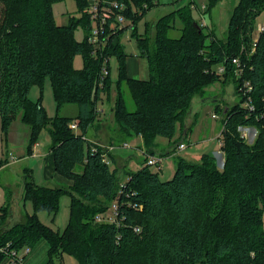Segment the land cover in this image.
Wrapping results in <instances>:
<instances>
[{
	"label": "trees",
	"instance_id": "1",
	"mask_svg": "<svg viewBox=\"0 0 264 264\" xmlns=\"http://www.w3.org/2000/svg\"><path fill=\"white\" fill-rule=\"evenodd\" d=\"M58 1L0 0L2 132L7 134L10 124L21 116L31 130L25 147L31 157L39 132L51 126L54 170L70 181L66 188L39 184L27 168L22 195L33 214L10 224L13 201L7 200L1 208L0 246L11 243V248L29 247L31 252L45 240L47 264L69 255L78 264H264V32L253 45L264 0H240L224 44L193 19V1L161 17L153 38L149 22L144 35L137 29L159 0H118L127 7L124 14L140 56L148 63V80L129 76L121 44L127 27L107 35L104 46H95L89 43L94 23L84 13L88 0H77L82 15L67 26L55 22L52 5ZM216 2L209 0V12ZM176 18L182 22L181 36L173 38L169 33L177 28ZM79 26L86 33L83 42L74 37ZM78 54L84 67L76 70ZM112 57L119 64L116 82L110 77ZM234 58L241 60V71ZM221 66L224 72L218 74ZM48 79L58 109L54 118L48 117L42 97L33 102L29 96L34 85L43 92ZM219 82L232 83L238 97L234 107L218 111L224 117L222 170L212 154L203 155L200 163L181 157L174 177L163 181L161 170H150L146 159L121 182L117 170L104 161L107 152L94 150L86 138L101 116L98 104L112 102L115 93L114 121L127 138L141 136L144 148L152 152L157 137L173 140L178 126L187 127L194 98ZM247 82L251 90L244 88ZM126 89L135 112L126 106ZM248 101L253 109L246 107ZM68 104L78 108L76 118L61 116ZM73 119L78 122L77 131L72 128ZM249 127L258 130L250 145L240 131ZM67 195L69 223L59 232L38 215L56 213L60 199ZM112 205L118 206L115 222L97 223L96 216ZM5 258L0 253V264Z\"/></svg>",
	"mask_w": 264,
	"mask_h": 264
},
{
	"label": "rangeland",
	"instance_id": "2",
	"mask_svg": "<svg viewBox=\"0 0 264 264\" xmlns=\"http://www.w3.org/2000/svg\"><path fill=\"white\" fill-rule=\"evenodd\" d=\"M192 2V17L197 22L202 23L205 27L206 32L214 34L215 38L224 44L228 39V26L231 20V15L234 9L239 5L240 0H216L217 6L208 11L209 0H159V5L147 12L146 16L138 24V34L144 35L146 31V22H149V34L154 38V26L160 20L161 17L166 16L178 7ZM55 22L58 26H67L71 19L80 18L82 13L78 8L77 0H60L52 5ZM90 18V17H89ZM128 22V21H127ZM131 22L126 23L127 29L121 34V44L124 46L128 61L134 59L136 68L134 69L133 77L148 80L150 78L149 66L146 60L140 56L139 49L137 48L136 39L133 37ZM264 24V11L259 15L255 24V30L260 25ZM176 29L172 30L169 34L171 37H180V28H182V22L176 18ZM86 33L84 29L79 26L75 30L74 37L77 41H85ZM110 77L113 82L118 80L119 64L115 57L110 59ZM75 69H82L83 56L81 54L76 55L74 60ZM47 83L44 86V91L41 92L38 86L31 88L29 96L30 99L35 102L42 97V103L47 111L48 117L54 118L58 114L57 104L52 93L51 82L46 80ZM126 106L129 112H135L136 106L134 105L130 92L125 90ZM115 93L112 95V102H101L99 103L100 117L97 118L93 126L87 133V140L90 141L98 140L96 144L92 146L102 149L104 151H111L113 147L116 152L123 151L124 157L126 158L125 167H120L125 163L118 164L117 160L110 163V153H106V157L109 160L111 169L117 170V175L121 182L127 180L126 173L136 172L142 167L143 162L155 156L156 158H162L160 165H152L150 170L153 172L159 171L160 177L163 181L170 180L174 176L177 167V161L179 158L189 156L192 163H200V159L203 155L212 154L217 160L219 168L222 170L225 160L223 154V160L220 159V155H216L215 152L221 151L219 146L218 137L222 136L223 129V116L219 113L220 110H224L228 107L232 108L238 102V97L232 83H216L213 86L206 89L204 94L196 96L192 102V112L188 116V125L186 128H177V135L173 140H169L166 137H157L155 141V147L152 152L144 148V140L141 136L136 135L133 138H127V135L123 133L120 126L114 121V116L111 112V106L114 103ZM111 103V104H110ZM104 111V112H102ZM219 111V112H218ZM78 108L74 105H65L61 111V116H69L71 118L77 117ZM105 113V115H103ZM216 116V117H215ZM78 122L72 120V125ZM105 124V125H104ZM8 129L7 134L2 132V125L0 120V207L12 198V210L13 215L10 224L19 223L27 213L33 214L31 204L27 203L24 205L22 195V177L27 168L32 169L35 177V181L39 184L47 185L49 187H60L66 188L70 185L69 180H65L59 176L53 166H51L50 159L47 157L45 160L44 155L48 152L52 146L53 139L50 136V127L42 129L37 138L39 143L38 154L35 156H23L25 147L29 141L31 134L30 127L24 124L21 120V116L18 117ZM77 131V130H74ZM243 137L247 143L252 144L258 136V130L255 127L241 128ZM182 133H186L187 136L182 139ZM111 140L114 142L111 143ZM178 142L185 144V149H177V155L175 157H169L168 152L173 151L174 147ZM126 143V144H125ZM7 144H14L16 147H12L11 153L15 158L8 153L6 147ZM119 146V147H118ZM175 151V150H174ZM116 152L112 154L116 156ZM44 153V154H43ZM119 155L121 153H118ZM118 155V156H119ZM217 156V157H216ZM8 160V163L5 161ZM126 173L122 171L125 170ZM54 171V172H53ZM80 172V170H78ZM54 174L53 177L51 175ZM70 196H63L60 199L59 210L50 214L47 211L39 213L38 217L42 223L54 228L59 232H63L69 223L70 215ZM113 205L109 211L100 213L96 216L97 223H110V220H114L115 214L113 213ZM101 216V221L97 220V217ZM47 242L41 240L40 243L31 248V253L26 255L24 264H47L48 251ZM63 264H78L75 257L69 255L64 257ZM9 259L5 258L2 264H9ZM56 264H59L57 261Z\"/></svg>",
	"mask_w": 264,
	"mask_h": 264
},
{
	"label": "built area",
	"instance_id": "3",
	"mask_svg": "<svg viewBox=\"0 0 264 264\" xmlns=\"http://www.w3.org/2000/svg\"><path fill=\"white\" fill-rule=\"evenodd\" d=\"M183 1V0H182ZM89 5L84 11V13L90 17V20L92 23H94V27L91 30L90 33V38H89V43H93L95 46L101 45L104 46L106 43V40L108 39L107 35H111L114 33H117L119 30H123L126 28V23L129 21L126 18V13L127 7L123 4L118 2V0H88ZM128 21V22H127ZM131 24V23H130ZM254 34V41L253 45L255 47L257 46V42L260 39V35L264 32V24H260ZM105 37V38H104ZM234 63L237 65L238 69L241 71V60L239 58H234ZM224 72V67H219L217 69V73L221 74ZM108 74V70L105 69L104 71V76ZM244 88H247L251 90V86L249 82L244 84ZM246 107H250L253 109L251 106V102L248 101L246 104ZM216 117V116H215ZM72 128L74 130H77L78 125L74 124L72 125ZM221 145V144H220ZM180 149H185V144L181 143L179 145ZM95 150V148H93ZM12 155V154H11ZM105 155L104 161L106 164H109V160ZM13 157V156H12ZM14 158V157H13ZM162 158H156L155 156H151V158L147 159L148 165L151 167L152 165H160L162 162ZM113 213L115 214V218L117 217V210L118 206L113 205ZM3 215V211L1 210L0 207V222L1 218ZM114 220H110V223H114ZM98 221H101V216L97 217ZM0 253H4L8 256V259L10 261L9 264H24V258L26 255L30 254V248L26 247L22 250H18L15 248H11V243H7L4 246H0Z\"/></svg>",
	"mask_w": 264,
	"mask_h": 264
},
{
	"label": "crops",
	"instance_id": "4",
	"mask_svg": "<svg viewBox=\"0 0 264 264\" xmlns=\"http://www.w3.org/2000/svg\"><path fill=\"white\" fill-rule=\"evenodd\" d=\"M127 64H128V72H129V76L131 77V78H136V77H133L134 76V73H136L135 72V68H136V64H135V61H134V59H130L129 61H128V58H127ZM111 104V103H110ZM99 111H101V110H99ZM102 112H104V111H102ZM101 113V112H100ZM77 115H78V112H77ZM101 115H102V113H101ZM103 115H105V113H103ZM66 116V115H65ZM105 125V124H104ZM222 131V130H221ZM222 133V132H221ZM186 136V134H184V133H182V139L184 138ZM221 134H220V136L218 137V141H219V146H220V148H221V143H222V141H221ZM99 141V139L97 140H94V141H90L91 142V145H93V144H96V142H98ZM111 143H113L114 144V142L111 140ZM182 142H178L177 143V145L174 147L175 149H173V151H171V152H174V153H170V152H168L167 153V155H169V157H175L176 155H177V149L179 148V145L181 144ZM126 144V143H125ZM39 143L38 144H36V146L34 147V150H33V152H34V155L36 156L39 152H38V149H39ZM15 147L14 146V144H8V146L6 147V149H7V151H8V153H10V154H12L11 153V150H13V148ZM119 147V146H118ZM16 148V147H15ZM92 148H94V146L92 147ZM115 148H117V147H113V149H111V151H107L108 153H110V163H112V162H114V161H116L117 160V162H118V164H121V163H125V164H121L122 166H120L121 168L122 167H125V166H127L128 164L126 163V158L124 157V154H123V151L122 152H120V151H117L116 152V150H115ZM180 149V148H179ZM175 150V151H174ZM180 150H183V149H180ZM113 152H116L117 154H116V156L115 155H113L112 153ZM22 153H23V156L22 157H25V156H27L26 155V153L25 152H23V150H22ZM118 153H121L120 155L118 154ZM44 154V153H43ZM215 154L216 155H220V159L221 160H223V152L222 151H216L215 152ZM119 155V156H118ZM12 156L14 157V155L12 154ZM44 157H45V160H47V157L50 159V163H51V166H53V162H52V152H50V153H46L45 155H44ZM217 157V156H216ZM15 158V157H14ZM184 158H186V159H188V160H190V157L189 156H184ZM223 162H224V160H223ZM109 163V164H110ZM52 170H54V166H53V169ZM122 171H124V173H126V168H125V170L123 169ZM54 172V171H53ZM54 176V174H52L51 175V177H53ZM64 259L65 258H63L62 260H60L59 261V263H64Z\"/></svg>",
	"mask_w": 264,
	"mask_h": 264
},
{
	"label": "water",
	"instance_id": "5",
	"mask_svg": "<svg viewBox=\"0 0 264 264\" xmlns=\"http://www.w3.org/2000/svg\"><path fill=\"white\" fill-rule=\"evenodd\" d=\"M186 134V133H185ZM187 135V134H186Z\"/></svg>",
	"mask_w": 264,
	"mask_h": 264
}]
</instances>
